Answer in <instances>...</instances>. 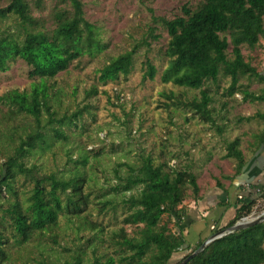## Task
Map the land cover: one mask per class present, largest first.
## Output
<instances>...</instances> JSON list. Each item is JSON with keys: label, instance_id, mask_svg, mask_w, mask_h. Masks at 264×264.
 Returning <instances> with one entry per match:
<instances>
[{"label": "trees", "instance_id": "1", "mask_svg": "<svg viewBox=\"0 0 264 264\" xmlns=\"http://www.w3.org/2000/svg\"><path fill=\"white\" fill-rule=\"evenodd\" d=\"M46 1L7 0L2 5L0 0V73L20 59L29 68L28 77L35 79L29 90L13 89L0 95V104L7 108L3 117L27 116L32 120L20 134L12 131L3 136L7 144L5 160L0 163V264H30L27 260L13 261L10 249L38 240L43 251L47 238L58 244L55 231L62 220L75 226L78 242L70 257L55 259L52 264H181L210 235L231 228L248 217L261 200L264 203V181L252 184L247 196L236 197L232 203L218 202L233 206V216L224 225L216 221L213 229V225L208 227L209 234L193 243L181 225L185 209L179 208L190 189L195 205L201 199L197 175L189 163L171 166L165 153L160 160L145 153L137 156L136 163L115 162L112 172L116 182L100 187L95 198L93 163L118 152L120 144L112 143L111 152L78 144L76 149H65L62 169L39 173L38 165L30 159L50 151L56 142L67 143L85 135L89 129L81 118L93 114L95 107L90 101L98 95L96 86L90 87L85 91V104L60 113L56 104H60L61 91H53L48 81L71 66L81 68L78 64L84 56L94 60L106 48L97 39L95 25L86 19L82 0H51L49 27L43 17L33 14V9L42 10ZM180 9V16L173 19L153 14L148 36L160 38L156 33L159 24L168 37L161 83L193 89L198 96L179 100L173 94H163L169 103L162 106L182 111L185 122L195 120L222 136L228 121L223 112L227 99L215 108L213 95L219 89L223 87L225 98L241 95L245 103L264 102V89L260 93L249 90L253 80L264 83V73L242 54L245 47L254 49L264 39V0H202L196 6L185 3ZM144 44L150 43L145 39ZM136 52L138 46L111 57L98 71L99 84L107 86L120 76L128 77ZM144 67L142 81L146 82L156 76L157 69L148 58ZM257 118L264 120V113L238 117L237 123ZM241 142L239 136L225 142L222 158L234 162L233 174L224 175L230 182L247 164ZM251 147L254 153L264 150V130L255 136ZM74 150L76 157L72 156ZM216 187L227 191L219 179ZM93 209L103 216L120 211L121 223L134 228V233H127L123 226L106 233L101 222L88 219ZM164 217L167 222H162ZM172 223L173 230L169 227ZM86 228L94 233L82 236ZM104 238L112 244L113 255L98 254L97 244ZM31 264L49 263L39 255ZM184 264H264V221L218 237Z\"/></svg>", "mask_w": 264, "mask_h": 264}, {"label": "rangeland", "instance_id": "2", "mask_svg": "<svg viewBox=\"0 0 264 264\" xmlns=\"http://www.w3.org/2000/svg\"><path fill=\"white\" fill-rule=\"evenodd\" d=\"M201 1L82 0L86 19L95 25L98 33L97 39L106 48L94 60L90 61L88 56H84L78 64L81 68L71 66L68 70L58 73L54 79L49 80L48 84L51 85L53 91H61L60 104H56L60 113L70 112L78 105L85 104L86 101L83 99L85 91L96 86L98 95L92 97L90 101L95 109H92L93 114L91 115L83 114L81 123L89 131L80 139L76 137L67 143L56 142L50 151L30 159L38 165L39 173H50L62 169L67 157L65 153L67 148L76 149V146L80 144L81 147L85 146L88 149L103 148L111 152V145L114 143L120 144L117 147L118 152L108 154L99 162L93 163L92 173L96 182V187H94L96 191L92 194L94 198L101 193L100 187L108 188L116 182L112 172L115 162L136 163L137 156L145 153H151L159 160L160 156L165 153V160L175 167L185 162L189 163L197 175L200 196L210 191L213 185L216 187L217 179L227 180L224 175L233 174L234 162L222 158L225 154L227 140L231 141L237 136L241 137L240 149L245 153V158L252 156L251 146L255 136L264 130V120L257 118L249 123L238 124L237 118L264 113V102L245 103L242 102L241 95H235L231 99L225 98L221 95L223 87L219 89V92L213 95L216 101L215 108H219L221 103L227 99L226 109L223 112L228 117V121H226L227 126L222 136L207 126L197 124L195 120L185 122L182 111L167 110L162 106V104L169 103L162 97L163 94H173L176 99L189 100L193 96L197 97L198 92L161 83L160 75L167 66L163 52L166 49L168 37L159 24L156 25V33L160 34V38L154 40L148 36V27L152 25L151 16L155 14L161 18L173 19L180 16V8L183 4L189 3L196 6ZM6 3L7 0H1L2 5ZM53 5V1L47 0L42 10L33 9V14L43 17L48 27L51 26L50 11ZM145 39L150 43L149 46L144 44ZM135 46H138V52H136L133 69L129 76L126 78L120 76L107 86L99 84L97 81L99 69L108 63L111 57L124 51H131ZM229 51L231 52L230 47ZM242 54L258 71L264 72V39L261 40L260 46L254 49L245 47ZM146 58L154 64L157 74L153 79L143 82ZM28 69V66L18 59L11 63L7 71L1 72L0 95L13 89L29 90L35 79L28 77ZM243 82L248 83L246 80ZM225 85L224 82L223 86ZM263 89L264 83L251 81L250 91L260 93ZM103 91L106 94L102 93ZM6 110V106L0 104V163L5 160L6 154L7 142L3 138L4 134L12 131L20 134L21 129H26L29 124H32V120L27 116L12 117L13 119H9L6 115L3 117V114L7 113ZM171 153L177 157L173 158ZM72 156H77V150L73 151ZM191 191V189L187 191V196L183 201L184 206L194 203ZM261 214H264L262 200L246 218L253 219ZM88 219L101 222L106 233L109 230H117L121 226L126 229L127 233H134V228L121 223L120 211L116 215L109 212L103 216L93 209ZM162 222H167V218L164 217ZM173 226L175 225L172 223L169 227L173 230ZM74 227L66 220H62L60 227L55 231L58 244L47 238L48 241L42 243L43 251H40V243L35 240L20 248L12 247L10 256L13 261L27 260L30 264L35 258H39V255L49 264H52L51 262L55 259L64 260L74 253L75 243L78 242ZM93 233L92 229L86 228L80 234L87 237ZM97 251L98 254L106 252L114 254V248L106 238L102 243L97 244ZM89 255L90 251H88Z\"/></svg>", "mask_w": 264, "mask_h": 264}, {"label": "crops", "instance_id": "3", "mask_svg": "<svg viewBox=\"0 0 264 264\" xmlns=\"http://www.w3.org/2000/svg\"><path fill=\"white\" fill-rule=\"evenodd\" d=\"M246 160L247 164L241 175L237 176L233 182H230L228 179L221 181L227 191L213 185L210 191L200 194L201 199L196 205L193 203L187 206H184V204L180 206V209H185L182 221L184 232H189L190 240L193 243L199 237L209 234L208 227L211 225L214 227L217 225V222H220V225H224L233 216V206L217 205L218 202L232 203L236 197L247 196L250 193V186L252 184L258 182L261 185L264 181L263 148H260L255 153L252 152V156L247 157Z\"/></svg>", "mask_w": 264, "mask_h": 264}, {"label": "water", "instance_id": "4", "mask_svg": "<svg viewBox=\"0 0 264 264\" xmlns=\"http://www.w3.org/2000/svg\"><path fill=\"white\" fill-rule=\"evenodd\" d=\"M264 221V214H261L260 216L254 217L253 219H242L241 221L237 222L234 226H232L231 228H227L221 231H218L215 234H212L203 244L202 246L195 251L194 253L190 254L185 260L184 262H182L181 264L186 263L187 261H189L192 257H194L200 250H202L204 247H206L209 243H211L212 241L218 239V237H221L222 235L226 234V233H234L237 231H240L242 229L248 228L253 226L256 223H259L261 221Z\"/></svg>", "mask_w": 264, "mask_h": 264}, {"label": "built area", "instance_id": "5", "mask_svg": "<svg viewBox=\"0 0 264 264\" xmlns=\"http://www.w3.org/2000/svg\"><path fill=\"white\" fill-rule=\"evenodd\" d=\"M244 219H247V218H244Z\"/></svg>", "mask_w": 264, "mask_h": 264}]
</instances>
